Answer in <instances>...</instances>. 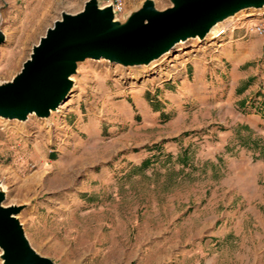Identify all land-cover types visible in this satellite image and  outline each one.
Masks as SVG:
<instances>
[{
	"label": "rangeland",
	"instance_id": "rangeland-1",
	"mask_svg": "<svg viewBox=\"0 0 264 264\" xmlns=\"http://www.w3.org/2000/svg\"><path fill=\"white\" fill-rule=\"evenodd\" d=\"M84 1L0 0L4 36L0 82L19 70L31 46L59 18L60 11L75 13ZM141 1L120 0V8L113 9L114 17L122 20ZM152 1L157 9L170 5L168 0ZM111 2L97 0L99 6ZM263 11L264 7L242 10L212 30L222 29L218 37L212 39L211 32L202 41L188 39L147 65L122 67L104 59H85L71 76L73 85L66 100L47 118L34 114L23 121L0 118L4 204L22 205L17 218L38 253L56 264H211L218 253L232 255L236 250L232 241L219 246L197 239L207 215L199 212L201 206L217 204L209 216L221 210V219L226 217L231 224L242 212L251 221L264 222V157L254 156L251 167L233 160L213 165L193 144L178 149L172 158L156 154L138 165L121 167V154L130 151L140 136H151L153 130L144 128L142 116L120 119L123 110L111 104L119 93L109 96L105 92L128 89L131 96L126 100L132 109L128 106L127 110L131 114L136 110L132 100L145 78L156 71L161 78L168 76L170 63L182 66L180 57L188 53L183 51L208 39L219 41L232 19ZM82 100L87 106L90 102V111L98 115L93 133L74 123L86 120V115L80 114L83 105L79 113L73 112ZM186 120L188 127L192 121ZM221 123H203L177 136H198L206 130H212L209 136H216L213 130ZM248 167L251 169L245 170ZM121 172L129 176L123 178ZM235 192L247 197L231 201ZM235 211L240 212L236 215ZM238 252H245L243 246Z\"/></svg>",
	"mask_w": 264,
	"mask_h": 264
},
{
	"label": "crops",
	"instance_id": "crops-1",
	"mask_svg": "<svg viewBox=\"0 0 264 264\" xmlns=\"http://www.w3.org/2000/svg\"><path fill=\"white\" fill-rule=\"evenodd\" d=\"M243 17L232 19V25L219 41L208 39L196 48L183 51L188 53L180 57L182 66L178 62L170 63L166 68L168 76L161 78L156 71L145 78L144 86L137 90L136 99L132 100L136 110L131 114L127 110L130 105L126 97L131 96L128 89L105 90L109 96L119 93L111 104L123 110L120 119L127 121L129 116H142L144 128L153 130L151 136L145 133L131 145L130 151L121 154V167L138 165L142 159L156 154L172 158L178 149L182 151L193 144L200 149L199 155L209 158L213 165L222 160H233L251 167L254 156L264 157V32L258 34L248 30L259 21L264 24V11ZM117 78L122 81L120 75ZM88 104L89 107L82 100L74 105L73 112L79 113L83 105L84 112L80 114L86 115L84 122L74 123L93 133L99 118L90 111V102ZM186 118L192 121L188 127H185ZM211 121L224 122L213 130L216 136L208 135L213 133L212 130L198 136L191 133L177 136L183 130L198 129ZM181 151L179 155L183 157ZM119 176L129 175L121 172ZM244 196L247 197L235 192L231 201ZM215 208L217 204L199 208L200 213L207 215L203 217L200 226L203 230L197 239L205 245L222 246L232 241L236 251L232 255L225 251L218 253L211 264H264V222L251 221L247 213L242 212L241 218L231 224L226 222V217L221 219V210L218 215L214 212L209 216L208 212ZM242 246L245 252H238Z\"/></svg>",
	"mask_w": 264,
	"mask_h": 264
},
{
	"label": "water",
	"instance_id": "water-1",
	"mask_svg": "<svg viewBox=\"0 0 264 264\" xmlns=\"http://www.w3.org/2000/svg\"><path fill=\"white\" fill-rule=\"evenodd\" d=\"M168 1L169 6L157 9L152 0H142L122 20L114 17L112 3L99 6L97 0H85L75 13L60 11L19 70L0 82V118H47L66 100L71 76L85 59L147 65L188 39L204 40L212 28L242 10L264 7V0ZM4 199L0 183L1 264H56L28 242L17 218L22 205H6Z\"/></svg>",
	"mask_w": 264,
	"mask_h": 264
},
{
	"label": "built area",
	"instance_id": "built-area-1",
	"mask_svg": "<svg viewBox=\"0 0 264 264\" xmlns=\"http://www.w3.org/2000/svg\"><path fill=\"white\" fill-rule=\"evenodd\" d=\"M113 9H119L120 8V0H113ZM112 3V2H111ZM248 30H253L254 32L258 33V34H262L264 32V24L262 21H259L253 25H251L250 27H248ZM222 29L218 28L216 31L211 33V38L214 39L216 37H218L221 34Z\"/></svg>",
	"mask_w": 264,
	"mask_h": 264
},
{
	"label": "bare ground",
	"instance_id": "bare-ground-1",
	"mask_svg": "<svg viewBox=\"0 0 264 264\" xmlns=\"http://www.w3.org/2000/svg\"><path fill=\"white\" fill-rule=\"evenodd\" d=\"M232 18H233V17H232ZM228 19H229V18H228ZM226 20H227V19H226ZM226 20H225V21H226ZM212 30H213V28L211 29V31H212ZM175 46H176V45H175ZM177 46H178V44H177Z\"/></svg>",
	"mask_w": 264,
	"mask_h": 264
}]
</instances>
